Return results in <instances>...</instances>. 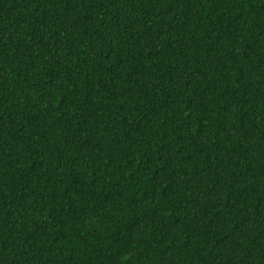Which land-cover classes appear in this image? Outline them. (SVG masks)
Segmentation results:
<instances>
[{
	"label": "trees",
	"instance_id": "1",
	"mask_svg": "<svg viewBox=\"0 0 264 264\" xmlns=\"http://www.w3.org/2000/svg\"><path fill=\"white\" fill-rule=\"evenodd\" d=\"M0 264H264V0H0Z\"/></svg>",
	"mask_w": 264,
	"mask_h": 264
}]
</instances>
